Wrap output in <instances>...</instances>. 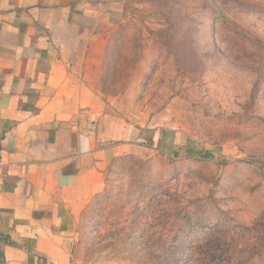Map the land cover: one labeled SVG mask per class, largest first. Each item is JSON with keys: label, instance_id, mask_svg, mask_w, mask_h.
<instances>
[{"label": "rangeland", "instance_id": "1", "mask_svg": "<svg viewBox=\"0 0 264 264\" xmlns=\"http://www.w3.org/2000/svg\"><path fill=\"white\" fill-rule=\"evenodd\" d=\"M107 1L105 109L188 140L110 164L75 264H264V0Z\"/></svg>", "mask_w": 264, "mask_h": 264}, {"label": "crops", "instance_id": "2", "mask_svg": "<svg viewBox=\"0 0 264 264\" xmlns=\"http://www.w3.org/2000/svg\"><path fill=\"white\" fill-rule=\"evenodd\" d=\"M121 21L107 0H0V264H75L110 164L185 153L181 131L127 123L97 93Z\"/></svg>", "mask_w": 264, "mask_h": 264}]
</instances>
